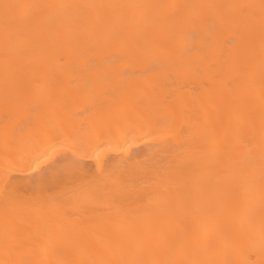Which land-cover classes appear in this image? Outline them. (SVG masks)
Listing matches in <instances>:
<instances>
[{
	"label": "bare ground",
	"instance_id": "obj_1",
	"mask_svg": "<svg viewBox=\"0 0 264 264\" xmlns=\"http://www.w3.org/2000/svg\"><path fill=\"white\" fill-rule=\"evenodd\" d=\"M0 264H264V0H0Z\"/></svg>",
	"mask_w": 264,
	"mask_h": 264
}]
</instances>
